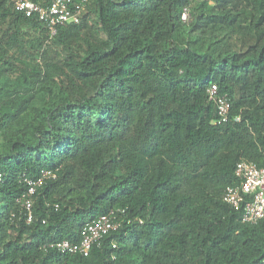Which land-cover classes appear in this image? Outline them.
I'll return each mask as SVG.
<instances>
[{"label": "trees", "instance_id": "obj_1", "mask_svg": "<svg viewBox=\"0 0 264 264\" xmlns=\"http://www.w3.org/2000/svg\"><path fill=\"white\" fill-rule=\"evenodd\" d=\"M14 2L0 0V264H264V218L223 199L239 161L264 167V0H88L54 35ZM45 170L29 221L23 177ZM111 211L121 226L88 256L51 247Z\"/></svg>", "mask_w": 264, "mask_h": 264}, {"label": "built area", "instance_id": "obj_2", "mask_svg": "<svg viewBox=\"0 0 264 264\" xmlns=\"http://www.w3.org/2000/svg\"><path fill=\"white\" fill-rule=\"evenodd\" d=\"M88 4V0H50L49 3H39L34 0H15L16 10L27 16L36 15L49 28L51 35L57 33L59 26L74 24L81 21ZM187 13H184V18ZM209 99L216 101L220 119L216 122L221 124L230 119L231 103L226 95L219 94L217 84L208 89ZM235 175L240 182L226 187L224 201L236 210L242 209V221L255 224L264 218V167L258 166L253 161L241 160L236 164ZM54 177L50 170L42 172L38 178H29L24 175L23 179L28 185V191L20 201L28 211V220L33 218V195L37 187L45 179ZM122 213L125 210H120ZM119 216L115 211L103 214L97 219L88 222L77 243L70 240H58L51 243V247L63 253H74L88 256L95 245H99L106 234L121 226Z\"/></svg>", "mask_w": 264, "mask_h": 264}]
</instances>
